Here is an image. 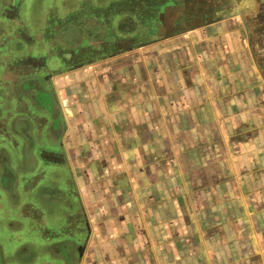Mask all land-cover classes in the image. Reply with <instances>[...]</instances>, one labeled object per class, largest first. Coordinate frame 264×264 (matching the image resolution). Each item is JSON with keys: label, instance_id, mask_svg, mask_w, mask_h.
I'll use <instances>...</instances> for the list:
<instances>
[{"label": "crops", "instance_id": "obj_1", "mask_svg": "<svg viewBox=\"0 0 264 264\" xmlns=\"http://www.w3.org/2000/svg\"><path fill=\"white\" fill-rule=\"evenodd\" d=\"M8 1L0 153L23 182L9 264H264V87L246 31L170 30L145 0ZM18 113L23 147L7 146Z\"/></svg>", "mask_w": 264, "mask_h": 264}, {"label": "rangeland", "instance_id": "obj_2", "mask_svg": "<svg viewBox=\"0 0 264 264\" xmlns=\"http://www.w3.org/2000/svg\"><path fill=\"white\" fill-rule=\"evenodd\" d=\"M19 1V0H18ZM17 1V3H18ZM39 0H36V2ZM8 0H0V16L3 15L4 9L8 4ZM43 3V2H42ZM44 3H47L44 1ZM148 6H151L154 9L149 10L151 20L155 19L156 13L160 10L162 6H165V14L161 18L162 26L169 27L170 30L175 29L174 26L180 24V20H187V26H192L195 24H204L209 21H220L229 26H239L246 31L249 52L251 56V69L252 73L255 76H252L254 81L260 82L264 87V0H145L142 1V6L145 10H148ZM17 7H14L13 12H18L19 15H23V1L19 11ZM22 9V10H21ZM21 10V13H19ZM157 18V16H156ZM164 21V23L162 22ZM1 22V21H0ZM6 27L4 30L10 31L11 23L6 22ZM184 25V24H183ZM182 26V25H181ZM3 28L0 27V31ZM3 30V31H4ZM169 30V31H170ZM18 31H15L17 33ZM11 36L14 34H7L6 40L2 38L0 41V61H2V46L5 42L6 45L10 44ZM16 37V36H15ZM17 42L19 38L15 39ZM16 133L8 134L7 141L5 142L7 146L8 143L15 141ZM11 145V144H10ZM4 154L3 151H1ZM1 161V164L8 169V172L11 174L4 175L0 174V186L2 189L6 190V194L0 193V205L11 208H17L16 201L22 198L21 188H23V182L19 181V172L13 170V166ZM5 164L7 166H5ZM10 167H9V166ZM13 172V174H12ZM16 174L18 176H16ZM23 175V172L21 173ZM20 174V176H21ZM17 177V178H16ZM22 180V179H21ZM13 216L9 221H12V226H6V220L0 224V236L3 235V232L12 233V229H16L23 224V216L19 219L17 213L11 212ZM22 220V221H20ZM20 224V225H19ZM20 230V229H19ZM22 232H18L17 237H23V227L21 228ZM21 234V235H20ZM16 240L19 238L14 237ZM4 249H8V246L5 245Z\"/></svg>", "mask_w": 264, "mask_h": 264}, {"label": "flooded vegetation", "instance_id": "obj_3", "mask_svg": "<svg viewBox=\"0 0 264 264\" xmlns=\"http://www.w3.org/2000/svg\"><path fill=\"white\" fill-rule=\"evenodd\" d=\"M0 27L1 28H3L2 29V31H0V41H1V39L2 38H4V36L6 35V30H4V28L6 27V22H7V20H5L4 19V16L3 15H1L0 16ZM4 30V31H3ZM15 44L16 43H21V42H14ZM5 51V50H4ZM3 51V52H4ZM5 54V53H4ZM2 56H3V54H2ZM4 57H2V59H3ZM2 75V76H1ZM3 75H4V72H3V70L1 69V65H0V79H1V77H3ZM2 81V80H1ZM1 83V82H0ZM19 83V82H18ZM1 85L2 84H0V92H1ZM21 86H22V92H23V80L21 81ZM17 103H19V101L17 100L16 101ZM14 121L12 122V129L14 130V132L16 133V137H15V140L17 141V142H20L21 143V146L23 147V113H18V114H16L15 116H14ZM21 146H19L18 147V152H17V154L19 155V156H22V158H23V148L21 147ZM12 155L10 154V153H5L4 155H2L1 153H0V174H4V170H3V165L1 164V159L3 160H5V157L6 158H10ZM23 160V159H22ZM10 169V168H9ZM7 172V171H6ZM10 173L8 172V174H6V175H9ZM12 174H13V172H12ZM11 175V174H10ZM6 192V190L4 189H2V187L0 186V193L1 194H6L5 193ZM6 209H8V211H9V209L10 210H14V208H11V207H6ZM5 208H4V206H2L1 208H0V221L1 222H4L5 220H8L7 218H5V216H8V212H7V210H6ZM5 225L8 227V226H11L12 225V221L10 222V221H8V222H6L5 223ZM4 242L3 241H1V239H0V264H9V262H10V260H9V254H8V251H6V249H4V244H3ZM18 247H17V249H18V251H20V252H22L23 251V237H19V240H18V242H17V244H16ZM15 247V246H14ZM15 251V250H14Z\"/></svg>", "mask_w": 264, "mask_h": 264}]
</instances>
